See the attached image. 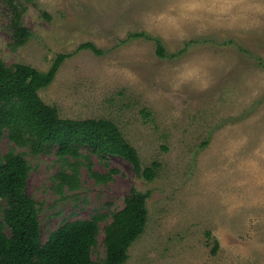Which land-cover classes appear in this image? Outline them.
Instances as JSON below:
<instances>
[{
  "label": "rangeland",
  "instance_id": "1",
  "mask_svg": "<svg viewBox=\"0 0 264 264\" xmlns=\"http://www.w3.org/2000/svg\"><path fill=\"white\" fill-rule=\"evenodd\" d=\"M14 1L31 35L12 45L0 0V59L46 71L71 54L41 99L62 118L112 120L143 167L161 163L147 181L119 156L83 150L110 178L95 180L82 157L70 189L61 173L72 168L54 149L33 154L3 133L0 156L22 153L30 166L41 243L65 221L99 215L91 256L102 261L104 227L135 187L149 193L148 219L125 264H264V0ZM136 32L149 38L127 39ZM84 42L102 53L76 50Z\"/></svg>",
  "mask_w": 264,
  "mask_h": 264
},
{
  "label": "trees",
  "instance_id": "2",
  "mask_svg": "<svg viewBox=\"0 0 264 264\" xmlns=\"http://www.w3.org/2000/svg\"><path fill=\"white\" fill-rule=\"evenodd\" d=\"M7 3L12 45L22 46L31 35L21 19L24 6L14 0H7ZM147 37L144 32H136L128 34L127 39ZM154 42L155 54L166 57L161 41L155 39ZM81 49L102 53L91 42L79 44L76 50ZM70 55L58 53L46 71L25 63L6 65L0 59V137L6 133L15 146L28 148L33 154L54 149L58 158L72 168L71 174L61 173V186L67 184L70 189L78 187L77 161L82 157L95 180L110 178L109 174L91 171L89 154L102 159L119 156L136 174L147 181L153 180L161 163L153 160L143 167L136 148L115 122L107 118H62L56 107L46 104L39 96V90L52 83ZM83 150L89 154H84ZM70 159L76 162L70 163ZM29 171L30 166L22 153L11 150L0 156V264H125L129 247L146 227L148 192L131 188L123 207L112 214L111 221L104 227L105 257L96 261L91 253L97 242L99 222L103 219L99 215L65 221L41 243L38 208L27 192ZM217 247L218 242L214 240L213 253Z\"/></svg>",
  "mask_w": 264,
  "mask_h": 264
}]
</instances>
